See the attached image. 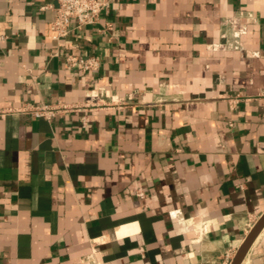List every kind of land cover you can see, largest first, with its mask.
Returning <instances> with one entry per match:
<instances>
[{
	"label": "crops",
	"instance_id": "1",
	"mask_svg": "<svg viewBox=\"0 0 264 264\" xmlns=\"http://www.w3.org/2000/svg\"><path fill=\"white\" fill-rule=\"evenodd\" d=\"M55 4L0 0V264H228L264 215V0H111L62 41Z\"/></svg>",
	"mask_w": 264,
	"mask_h": 264
},
{
	"label": "built area",
	"instance_id": "2",
	"mask_svg": "<svg viewBox=\"0 0 264 264\" xmlns=\"http://www.w3.org/2000/svg\"><path fill=\"white\" fill-rule=\"evenodd\" d=\"M56 4L53 7L55 12L54 20L51 24V29L58 41L66 39L74 30L72 22H76V30H81L85 26L94 25L98 22L102 14L107 12L111 5V0H55ZM66 65L71 69L80 70L82 73H96L100 70L101 61L98 57L92 55H75V54H60ZM70 107L65 105H48L44 103L38 104H23L14 111L24 114H29L36 119L52 120L60 114L69 111ZM144 197L142 192L139 193ZM190 227V226H189ZM211 223L205 222L198 229L199 238L207 235L210 231ZM199 240V239H198ZM234 252H227L225 259L228 264H232Z\"/></svg>",
	"mask_w": 264,
	"mask_h": 264
},
{
	"label": "water",
	"instance_id": "3",
	"mask_svg": "<svg viewBox=\"0 0 264 264\" xmlns=\"http://www.w3.org/2000/svg\"><path fill=\"white\" fill-rule=\"evenodd\" d=\"M264 228V215L259 219L254 228L252 229L249 236L246 238L242 246L237 251V254L232 262V264H242L248 251L250 250L252 244L254 243L256 237Z\"/></svg>",
	"mask_w": 264,
	"mask_h": 264
}]
</instances>
